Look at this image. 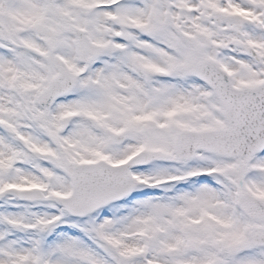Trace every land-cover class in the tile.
Masks as SVG:
<instances>
[{"label": "snow or ice", "instance_id": "snow-or-ice-1", "mask_svg": "<svg viewBox=\"0 0 264 264\" xmlns=\"http://www.w3.org/2000/svg\"><path fill=\"white\" fill-rule=\"evenodd\" d=\"M0 264H264V0H0Z\"/></svg>", "mask_w": 264, "mask_h": 264}]
</instances>
